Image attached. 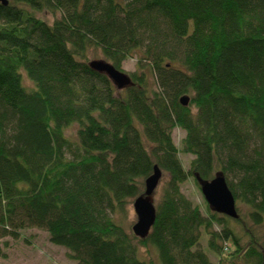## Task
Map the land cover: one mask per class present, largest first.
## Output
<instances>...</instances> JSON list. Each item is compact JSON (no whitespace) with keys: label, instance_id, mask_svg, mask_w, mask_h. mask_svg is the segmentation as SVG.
<instances>
[{"label":"trees","instance_id":"1","mask_svg":"<svg viewBox=\"0 0 264 264\" xmlns=\"http://www.w3.org/2000/svg\"><path fill=\"white\" fill-rule=\"evenodd\" d=\"M91 46L119 70L136 57L131 83L92 67ZM180 151L194 155L189 169ZM156 164L169 179L140 238L113 216ZM219 173L236 219L182 192L189 177L201 188ZM263 225L264 0L0 2V238L45 229L76 264H264Z\"/></svg>","mask_w":264,"mask_h":264},{"label":"rangeland","instance_id":"2","mask_svg":"<svg viewBox=\"0 0 264 264\" xmlns=\"http://www.w3.org/2000/svg\"><path fill=\"white\" fill-rule=\"evenodd\" d=\"M38 15L45 18L48 22H53V15L49 11H41L37 12ZM87 55L90 61L102 60L108 61L103 54L101 48L96 46H91L88 48ZM137 67V58L132 57L124 61L123 63V71L127 74ZM23 74V84H25L28 89L35 88V82L31 80L28 76L27 72L22 69ZM76 130L77 124H71L66 128V134L72 138L76 139ZM186 132L177 127L173 131V140L175 143L181 148L182 140L185 136ZM179 158L182 161L183 166L186 169H189L191 159L194 158V155L191 153H185L180 151ZM163 175L160 180L158 187L153 196L154 204L157 205L162 197V192L164 190V186L166 181L169 179V173L162 171ZM145 187V186H144ZM143 187V190H144ZM182 192L192 200L195 204L200 205L203 212L205 213L206 207L205 202L206 199L201 191V188L198 187L193 177H189L186 182L182 185ZM134 198H130L129 202L125 205V210L117 211L114 213V216L118 222H120L123 227H125L128 231H133L132 227L137 222L138 216L134 209ZM205 201V202H204ZM237 203V201H236ZM238 205V204H237ZM240 212L244 218V220H249L248 210L245 204L239 203ZM237 226L236 223H232ZM240 235L242 236L243 242H247L249 240V236L245 233L242 228L239 226L236 227ZM215 229L220 230L221 227L218 224H215ZM257 231L260 232L264 236V225ZM202 239H201V247L209 253L211 260L217 263L218 257L215 253L211 252L208 248L207 243V233L203 231ZM68 250L66 247L56 245L50 241L49 233L45 231V229L39 227H29L21 231L20 235L15 238L12 236H6L0 238V264H76L72 258L68 255ZM140 256L143 259L153 258L157 260V253L153 247H141L140 246ZM223 264H233L231 261H225Z\"/></svg>","mask_w":264,"mask_h":264},{"label":"water","instance_id":"3","mask_svg":"<svg viewBox=\"0 0 264 264\" xmlns=\"http://www.w3.org/2000/svg\"><path fill=\"white\" fill-rule=\"evenodd\" d=\"M3 4H8L9 0H0ZM90 65L95 69L105 72L119 88H123L131 83L130 76L123 70H119L108 61L95 60ZM188 96H182L183 104L189 103ZM162 169L156 164L153 173L145 179L144 193L137 196L134 200V209L138 216L137 222L132 229L135 235L145 238L151 227L156 221V205L154 204V194L162 178ZM201 191L206 202L215 210V212L226 214L232 218L239 216L236 198L222 173L217 174L211 180L200 181Z\"/></svg>","mask_w":264,"mask_h":264},{"label":"built area","instance_id":"4","mask_svg":"<svg viewBox=\"0 0 264 264\" xmlns=\"http://www.w3.org/2000/svg\"><path fill=\"white\" fill-rule=\"evenodd\" d=\"M228 247H229V246L226 247V251L228 250Z\"/></svg>","mask_w":264,"mask_h":264}]
</instances>
